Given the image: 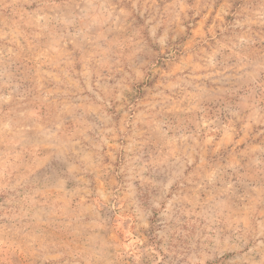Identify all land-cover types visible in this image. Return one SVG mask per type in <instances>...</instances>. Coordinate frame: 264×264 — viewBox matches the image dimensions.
<instances>
[{"label":"rangeland","instance_id":"obj_1","mask_svg":"<svg viewBox=\"0 0 264 264\" xmlns=\"http://www.w3.org/2000/svg\"><path fill=\"white\" fill-rule=\"evenodd\" d=\"M0 264H264V0H0Z\"/></svg>","mask_w":264,"mask_h":264}]
</instances>
